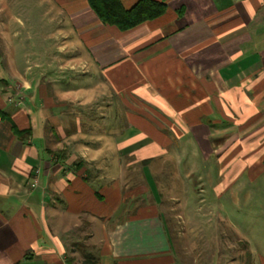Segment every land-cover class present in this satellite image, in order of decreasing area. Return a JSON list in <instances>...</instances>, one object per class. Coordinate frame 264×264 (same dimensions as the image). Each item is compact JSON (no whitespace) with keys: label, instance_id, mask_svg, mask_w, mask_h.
Returning a JSON list of instances; mask_svg holds the SVG:
<instances>
[{"label":"crops","instance_id":"crops-1","mask_svg":"<svg viewBox=\"0 0 264 264\" xmlns=\"http://www.w3.org/2000/svg\"><path fill=\"white\" fill-rule=\"evenodd\" d=\"M12 1L0 0V264H80L83 249L99 264H189L160 207L173 182L147 181L146 160L189 135L221 170L248 154L264 170V0H165L121 32L88 0H53L44 19L72 30L52 40ZM91 65L102 84L65 87Z\"/></svg>","mask_w":264,"mask_h":264},{"label":"rangeland","instance_id":"rangeland-1","mask_svg":"<svg viewBox=\"0 0 264 264\" xmlns=\"http://www.w3.org/2000/svg\"><path fill=\"white\" fill-rule=\"evenodd\" d=\"M15 1L27 5L24 9L29 11L24 12L17 7L13 13L24 20L27 19V12L32 14L34 22L41 27H38L37 34L49 30L52 40L59 28L71 32L69 17L63 24L56 22L50 26L49 19H44V14L41 13L42 3L53 5V0L12 2ZM20 31L26 34L27 29L20 27ZM46 45L53 46L54 43L51 41V44ZM98 74L96 67L91 65L78 75L66 72V80L62 81L67 88L85 84L92 91L102 84ZM121 124L123 125L119 123L118 126V123H114V126L120 127ZM172 140L174 142L166 155H155L149 161L146 160V165L150 167L149 176L145 174V179L156 180L160 186L171 187L170 183L173 182L170 192L168 188L164 190L160 187V207L177 259L189 264H264V170L258 173L247 165L253 154L242 159L243 170L224 171L217 161L218 157H208L209 155L200 152L198 144L195 140H190L189 135ZM230 152L227 164L240 166L238 154L232 149ZM154 161L163 168L153 170ZM227 173L230 174L231 181L227 178ZM170 197L173 199L169 200ZM98 222L97 230L100 234L102 222Z\"/></svg>","mask_w":264,"mask_h":264},{"label":"trees","instance_id":"trees-1","mask_svg":"<svg viewBox=\"0 0 264 264\" xmlns=\"http://www.w3.org/2000/svg\"><path fill=\"white\" fill-rule=\"evenodd\" d=\"M88 3L102 24L114 25L120 32L132 30L148 20H155L167 10L165 0H138L129 9L123 6L122 0H88ZM82 254L80 264H99L91 250L83 249Z\"/></svg>","mask_w":264,"mask_h":264}]
</instances>
